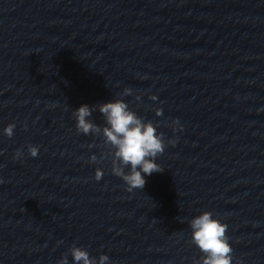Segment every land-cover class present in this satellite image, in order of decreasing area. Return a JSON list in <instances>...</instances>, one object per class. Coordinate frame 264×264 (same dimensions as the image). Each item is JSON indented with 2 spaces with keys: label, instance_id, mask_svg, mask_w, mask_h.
Wrapping results in <instances>:
<instances>
[{
  "label": "clouds",
  "instance_id": "9594fccd",
  "mask_svg": "<svg viewBox=\"0 0 264 264\" xmlns=\"http://www.w3.org/2000/svg\"><path fill=\"white\" fill-rule=\"evenodd\" d=\"M132 90L125 88L123 95H131ZM138 100L139 96L136 97ZM150 99L156 100L155 95ZM99 111L104 117L106 126L100 127L89 117L94 111ZM76 119V129L85 135H101L105 146L109 148L112 160V174L120 177L127 185V191L142 190L146 184L145 176L161 172L160 164L156 158L163 154L166 144L163 134L157 131V127L151 121H145L122 99H115L107 103L90 107L81 105L73 111ZM156 115H163V109H156ZM179 125V121L173 122ZM15 123H9L3 130L4 134L11 138L14 135ZM182 128V125H180ZM175 144V141H169ZM91 147V145H90ZM38 146L28 145V154L37 157ZM23 156L22 150H17L16 158ZM91 162H96L97 157L92 155ZM127 169V171H125ZM103 176V170L97 168L95 179L99 181ZM0 183H3L0 180ZM191 242L199 248L203 254L195 264H232V247L227 236L228 225L220 219L214 218L212 212L204 211L189 221ZM73 264H108L109 257L101 254L98 258L90 257L89 252L78 246H71L68 250ZM58 264H69L68 254H65Z\"/></svg>",
  "mask_w": 264,
  "mask_h": 264
}]
</instances>
